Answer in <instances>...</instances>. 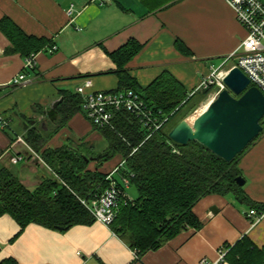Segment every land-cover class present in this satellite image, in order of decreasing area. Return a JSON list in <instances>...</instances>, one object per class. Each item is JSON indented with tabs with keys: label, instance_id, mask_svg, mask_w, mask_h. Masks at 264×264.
<instances>
[{
	"label": "crops",
	"instance_id": "crops-1",
	"mask_svg": "<svg viewBox=\"0 0 264 264\" xmlns=\"http://www.w3.org/2000/svg\"><path fill=\"white\" fill-rule=\"evenodd\" d=\"M143 1L0 0V114L10 121L9 128L0 127V169H9L30 189L43 180L56 179L43 159L32 153L35 150L26 140L32 128L48 136V147H89L85 153L89 155V168L93 169L95 155L100 153H95V143L104 139L82 111L72 112L63 126L55 123L58 106L55 120L49 119L47 113L56 101L62 102L64 95H77L76 88L85 78L91 79L92 90H116L119 78L112 53L129 40L141 47L124 68L140 89L159 77L170 76L189 97L211 69L236 51L246 36L245 27L224 0H169L152 11ZM11 32L46 43L34 51L18 45V41L16 44L8 36ZM177 41L183 49L176 45ZM48 43L57 47L54 52H47L51 46ZM27 50L29 54L25 55ZM30 54H36V66L26 70L24 59ZM218 60L221 62L216 64ZM228 61L230 64L233 59ZM21 73L27 80L12 84ZM196 93L199 95V91ZM77 96L81 107L82 99ZM18 136L24 142L17 141ZM17 155L23 159L11 163L10 158ZM238 166L248 202H239L232 194L200 198L193 207L199 226L181 230L157 249L134 255L124 240L98 221L63 231L30 223L20 231L16 221L3 214L0 261L202 264L203 259L217 260L220 248L233 246L244 236L262 247L264 216L252 226L248 211H258L256 205L264 204V133L239 156ZM113 176L120 182V170ZM219 264L230 263L225 259Z\"/></svg>",
	"mask_w": 264,
	"mask_h": 264
},
{
	"label": "trees",
	"instance_id": "trees-1",
	"mask_svg": "<svg viewBox=\"0 0 264 264\" xmlns=\"http://www.w3.org/2000/svg\"><path fill=\"white\" fill-rule=\"evenodd\" d=\"M168 1L143 2L152 11ZM8 36L15 39L16 44L18 41V45L34 51L46 43L43 39H34L19 32H11ZM176 45L183 49L178 41ZM140 47L136 41L129 40L112 53L119 78L116 90L133 89L138 92L149 107L167 116V121L148 138V131L129 112L117 114L114 129L96 128L91 124L107 142V147L95 155L93 169L89 168V155L85 153L89 147L62 145L51 148L46 145L47 135L38 128L29 129L27 142L56 174V179L43 180L30 189L12 171L0 169V215H10L20 231L30 223L61 231L78 224L93 223L94 218L79 198L107 187L106 178L112 167L122 161L120 174H133L130 185L136 189L137 196L121 204L109 227L136 254L157 249L189 226L198 227L193 207L208 194H232L239 202H248L243 186L235 180L242 175L238 159L262 135V131L230 162L196 141H189L186 145L171 141L168 124L175 118L178 120L173 126L182 120L183 109L197 96V91L187 97L181 85L170 76L159 77L147 88L140 89L124 68ZM24 54H29V50ZM209 91H199V94L206 96ZM80 101L77 95H64L58 105L59 117L55 123L63 126L72 112L81 110ZM260 124H264V117ZM118 185L121 186L119 182ZM256 207L258 211H264V204ZM226 249L225 259L230 264H264V245H254L247 236ZM0 264L17 263L7 259Z\"/></svg>",
	"mask_w": 264,
	"mask_h": 264
},
{
	"label": "built area",
	"instance_id": "built-area-1",
	"mask_svg": "<svg viewBox=\"0 0 264 264\" xmlns=\"http://www.w3.org/2000/svg\"><path fill=\"white\" fill-rule=\"evenodd\" d=\"M233 9L237 21L245 27L246 36L240 42L236 51L227 57L218 66L211 69L210 73L202 79L199 86L189 94L191 96L196 91H204L209 89L208 95L214 98L218 92L226 88L223 78L228 70L233 67H239L243 73L249 78L250 85L258 87L264 94V0H224ZM72 9H69L71 14ZM55 45L47 47V52L52 53L56 50ZM36 54H30L24 59V68L26 70L33 69L36 66ZM233 59L232 64L229 59ZM230 65V66H229ZM26 75L21 73L13 79L12 84H19L26 81ZM92 81L85 78L83 83L76 88V94L82 99L81 111L83 116L96 128L114 129V120L118 113L129 112L135 116L142 128L148 131L146 138L152 133L158 131L167 121L168 117L163 115L161 111H154L144 101L141 95L133 89L121 90H92ZM0 127L9 128L10 121L0 114ZM17 141H23L21 136L17 137ZM31 150V149H30ZM36 158L39 155L32 151ZM23 157L20 155L12 156L10 162L18 163ZM122 161L107 176L108 186L100 191H96L88 197L79 198L81 204L89 211L95 221L106 226L114 221L119 208L126 199H131L126 188L130 185V176H122L120 185L115 180L113 173L118 172L123 166ZM264 216V211L258 212L254 208L248 211L251 225H255ZM134 255H136V251ZM227 249L222 247L218 251V259L208 262L205 259L202 264H219L225 260Z\"/></svg>",
	"mask_w": 264,
	"mask_h": 264
},
{
	"label": "water",
	"instance_id": "water-1",
	"mask_svg": "<svg viewBox=\"0 0 264 264\" xmlns=\"http://www.w3.org/2000/svg\"><path fill=\"white\" fill-rule=\"evenodd\" d=\"M226 88L212 98L204 111L189 125L186 119L179 121L168 132V138L186 145L196 141L222 158L232 161L263 130L260 124L264 117V94L256 86L250 85L249 78L237 67H231L223 78ZM56 101L47 116L57 118ZM236 183L243 186L242 176Z\"/></svg>",
	"mask_w": 264,
	"mask_h": 264
},
{
	"label": "rangeland",
	"instance_id": "rangeland-1",
	"mask_svg": "<svg viewBox=\"0 0 264 264\" xmlns=\"http://www.w3.org/2000/svg\"><path fill=\"white\" fill-rule=\"evenodd\" d=\"M221 61L218 60L216 61V64H219ZM232 64V63H230ZM230 66V65H229ZM211 96L206 95V96H201V94L195 96L190 103L183 109V115L182 116V120L183 119H187L189 118L192 114H194L195 112L201 111L204 106L211 100ZM178 120V118L171 120V122L168 124V127L171 129L172 127H174V123ZM263 130H262V134L264 133V124L262 125ZM107 146V142L105 140L102 141H96L95 143V153H99L101 152L104 147ZM129 189L127 190V193L129 195H131L133 198H135L137 196V192L136 189L134 188V186L129 185L128 186Z\"/></svg>",
	"mask_w": 264,
	"mask_h": 264
},
{
	"label": "bare ground",
	"instance_id": "bare-ground-1",
	"mask_svg": "<svg viewBox=\"0 0 264 264\" xmlns=\"http://www.w3.org/2000/svg\"><path fill=\"white\" fill-rule=\"evenodd\" d=\"M211 100H212V99H211ZM211 100H210V101H211ZM210 101H209V102H210ZM209 102L204 106V108H203L201 111L195 112L194 114H192V116H190L189 118L186 119V121L188 122L189 125H192V122H193L194 118H195L196 116H198L202 111L205 110V108L207 107V105L209 104Z\"/></svg>",
	"mask_w": 264,
	"mask_h": 264
}]
</instances>
